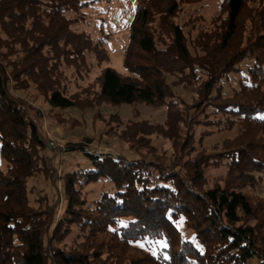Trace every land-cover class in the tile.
<instances>
[{"label": "trees", "instance_id": "obj_1", "mask_svg": "<svg viewBox=\"0 0 264 264\" xmlns=\"http://www.w3.org/2000/svg\"><path fill=\"white\" fill-rule=\"evenodd\" d=\"M177 1L136 6L124 51L128 75L107 66L98 83L112 105L166 106L163 133L176 139L185 126L187 144H176L181 155L160 164L93 154L82 143L69 146L67 152L80 151L89 166L63 177L64 207L56 220L58 200L49 204L44 196L38 207L30 203L27 182L53 167L42 154L48 150L43 136L12 86L23 91L35 84L51 107L74 108L62 66L86 67L89 54L98 65L110 64L108 36L95 39L73 29L84 23L93 1L0 0V264H264V197L254 193L264 183V6L225 0L226 17L218 29L198 34L193 54L175 22ZM247 59L255 60L244 71L250 82L226 95L223 82L241 72ZM169 77L177 80L170 83ZM180 84L196 89L192 108L175 94ZM178 103L185 110L176 111ZM201 125L237 134L221 150L202 147L193 157ZM126 128L143 138L158 132L135 122ZM213 133L203 132L200 145ZM224 167L223 176L206 175ZM101 180L113 190L91 203L84 189ZM180 221L194 239H183ZM72 236L71 248L64 247Z\"/></svg>", "mask_w": 264, "mask_h": 264}, {"label": "rangeland", "instance_id": "obj_2", "mask_svg": "<svg viewBox=\"0 0 264 264\" xmlns=\"http://www.w3.org/2000/svg\"><path fill=\"white\" fill-rule=\"evenodd\" d=\"M88 1H93V6L85 12L84 21H82L84 23L79 22L73 25V29L79 32L84 31L95 39L108 36L105 49L109 53L110 64L98 65L93 54H89L86 67L77 68L74 65L63 64L62 69L67 76V79L64 80L65 86L68 96L75 102V107L67 110L51 107L47 98L37 90L35 84L26 85L23 91H17L15 86H12V93L25 104L37 131L43 136L48 150L42 154L50 159L51 167H53L51 173L46 174L47 176L44 173H39L27 182L31 189L30 203L33 207H38V199L44 196L48 197L49 204H54L58 200L56 220L60 218L64 207L63 177L67 173L89 166L80 151L67 152L69 146L82 143L93 154L122 155L128 159H152L157 163L166 164L169 161L178 160L181 155L180 149L176 148L177 143L179 146L187 144L183 141L185 140L184 125H181L180 132H176V139L169 138L163 133L169 120V113H167L169 111L166 106L151 107L144 103L112 105L101 96L98 83L101 73L107 66L124 76L128 75L124 65V51L130 41V26L134 20L136 6L142 1V6L157 7L164 0ZM260 1L249 0L247 8L264 6V4L260 5ZM262 1L264 2V0ZM177 2L180 12L175 22L183 27L189 47L195 54L194 42L198 34L202 31L210 32L215 28L218 29L221 20L226 17L225 0H178ZM247 34L248 32L244 36ZM254 61L245 60L239 66L241 72L232 73L229 80L223 82L226 95H231L232 90L238 88L240 82H243L242 84L250 82L251 78H248L244 71L253 66ZM174 80L177 79L175 77L168 78L170 83ZM64 81L61 88L64 87ZM23 84L22 82V86H24ZM174 92L183 99L182 102L188 109L198 102L195 88L190 86L184 88V85L180 84L174 89ZM178 104L176 111L185 110L184 105ZM201 119L204 118L201 117ZM132 122L140 123V126L149 132L158 130L159 133L156 131L151 135H146L145 138L140 136L142 134H130L126 127ZM143 122H148L156 127L155 129L145 127L141 125ZM206 130H213L214 133L211 136H206L203 144L200 145V138L203 137L202 133H205ZM236 134L237 129L218 132L217 129L206 127V125L198 126L193 141L195 152L191 153V156L194 157L202 147L208 151L221 150L223 141L233 138ZM142 139L150 141V146L154 148L155 153ZM226 171V167L208 169L206 175L212 179L225 175ZM112 190V184L109 181L101 180L96 184L86 186L84 194L92 203V201L98 200L103 192ZM254 191V193H261L264 197V183ZM178 229L181 231L183 239H194L193 233L185 228L183 221L178 223ZM73 238L72 236L65 240L64 247L71 248ZM139 246L144 245L140 244ZM154 247L156 252L157 246ZM129 253L132 255L131 252Z\"/></svg>", "mask_w": 264, "mask_h": 264}]
</instances>
